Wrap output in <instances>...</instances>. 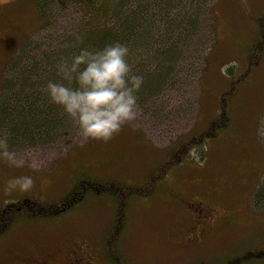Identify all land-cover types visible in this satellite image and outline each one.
Listing matches in <instances>:
<instances>
[{"label":"rangeland","instance_id":"374dc122","mask_svg":"<svg viewBox=\"0 0 264 264\" xmlns=\"http://www.w3.org/2000/svg\"><path fill=\"white\" fill-rule=\"evenodd\" d=\"M263 5L264 0H218L213 6L215 43L199 82L192 80L179 91L166 90L141 104V116L124 125L110 142L85 140L68 120L69 127L61 132L65 136L54 142L9 145L16 159L11 165L0 159V206L25 196L58 201L80 177L144 183L164 156L160 150L188 132L197 117L196 132L219 113V96L228 82L221 69L233 61L242 68L258 39L257 17ZM54 6L56 16H50V21L57 34L80 22L70 4L62 10L55 0ZM39 19L33 0H12L0 6V88L5 64L18 43L30 34L32 40L42 38ZM196 56L194 52L188 59L196 62ZM249 83L243 107L234 104L236 98L228 103V128L205 141L207 155L202 167L187 157L169 168L151 195L128 201L126 227L118 245L128 264H196L199 259L225 264L227 258L249 249H264V209L251 206L252 194L264 179V75ZM0 136L5 134L0 131ZM34 163L38 167L33 168ZM21 175H32L36 188L4 197V182ZM42 180L49 182L44 189ZM183 196L202 197L224 207L227 218L223 226L218 223L211 229L201 245L185 241L189 224ZM113 205L108 197L87 195L60 217L15 221L0 236V264H30L42 253L53 254L58 264H65L72 249L83 251L88 264H99L98 255L104 264L99 253L113 218ZM241 264H264V257Z\"/></svg>","mask_w":264,"mask_h":264},{"label":"trees","instance_id":"16d2710c","mask_svg":"<svg viewBox=\"0 0 264 264\" xmlns=\"http://www.w3.org/2000/svg\"><path fill=\"white\" fill-rule=\"evenodd\" d=\"M217 1L57 0L62 10L70 4L82 23L57 34L50 21V16H56L55 0H33L42 38L32 40L30 34L18 43L5 64L0 88V131L8 137L9 145L45 144L65 136L61 132L69 127V119L49 102L44 88L49 80L60 79L55 69L60 59L75 55L83 48L98 50L115 43L129 48L132 72L143 77V85L137 93L139 106L166 90L179 91L192 80L199 82L215 43L213 6ZM262 9L257 17L258 39L247 52L242 68L228 69L227 86L218 100L219 113L201 131L192 132L191 128L170 141L164 151L160 150L164 156L144 183L80 177L58 201L21 197L0 206V236L17 220L57 218L72 210L87 195L108 197L114 204V212L99 254L104 264H121L117 257L128 264L118 247L126 227L128 201L134 196L151 195L169 168L189 157L192 146L204 145L231 124L228 103L263 60L264 5ZM100 20L104 24L97 23ZM77 37H82V42L78 43ZM194 52L196 62L188 59ZM199 155L201 162L207 151H200ZM183 205L184 211L191 212ZM251 206L256 210L264 209V179L252 194ZM238 255L227 258L225 264H241L254 257H264V249H249ZM97 261L101 264L99 255ZM210 262L199 259L196 264H222Z\"/></svg>","mask_w":264,"mask_h":264},{"label":"clouds","instance_id":"9594fccd","mask_svg":"<svg viewBox=\"0 0 264 264\" xmlns=\"http://www.w3.org/2000/svg\"><path fill=\"white\" fill-rule=\"evenodd\" d=\"M11 2L0 0V6ZM77 42H82V37H77ZM129 56L126 45L115 43L98 50L83 48L75 55L62 57L55 65L60 79L49 80L44 91L49 102L62 110L85 140L108 143L124 125L141 116L137 93L143 77L132 72ZM235 66L234 61L224 65L222 74L227 76L228 69ZM200 151L206 152L207 145L192 146L188 155L202 167ZM0 159L10 165L15 163V152L10 150L6 135L0 136ZM32 167L38 165L34 163ZM48 183L42 180L41 189ZM36 186L32 175L11 177L4 182L2 194L11 197L29 193Z\"/></svg>","mask_w":264,"mask_h":264},{"label":"flooded vegetation","instance_id":"af4514ba","mask_svg":"<svg viewBox=\"0 0 264 264\" xmlns=\"http://www.w3.org/2000/svg\"><path fill=\"white\" fill-rule=\"evenodd\" d=\"M183 203L191 210V212L185 210L189 224L185 238L188 244H194L195 246L201 245L202 241L207 237V234L218 227V223L220 226L224 224V214L209 200L187 197ZM83 254V251L76 249L70 250L67 256L71 257L65 264H88L89 261H86ZM30 264H58V261L55 255L42 253Z\"/></svg>","mask_w":264,"mask_h":264},{"label":"crops","instance_id":"0c3cea01","mask_svg":"<svg viewBox=\"0 0 264 264\" xmlns=\"http://www.w3.org/2000/svg\"><path fill=\"white\" fill-rule=\"evenodd\" d=\"M250 43H251V41H250ZM250 43H249V44H250ZM249 44H248V45H249ZM248 45H247V48H248ZM263 60H264V55H263ZM263 75H264V63H262V65H260V66L258 67V69H255V71H254V72L252 73V75L248 78V80L246 81V83H244V84L242 85V86H244V87H240L239 92H238V94L241 93L240 97H237V95H236V97H234V98H236L235 101H234V104H236V106H237L238 108L243 107V104L245 103V102H244L243 95L246 93V91L248 90V88H249V86H250V84H251V83H249V80H251V81H256V80H258L259 78H261ZM241 88H242V92H240ZM263 92H264V87H263Z\"/></svg>","mask_w":264,"mask_h":264}]
</instances>
